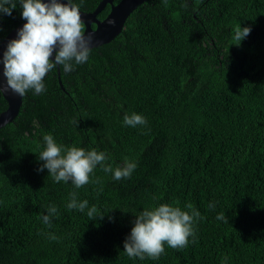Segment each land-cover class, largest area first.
<instances>
[{
    "label": "trees",
    "instance_id": "obj_1",
    "mask_svg": "<svg viewBox=\"0 0 264 264\" xmlns=\"http://www.w3.org/2000/svg\"><path fill=\"white\" fill-rule=\"evenodd\" d=\"M100 1L71 0L83 12ZM11 2L0 42L25 21ZM238 27L251 29L240 43ZM59 68L64 91L55 68L0 129V264H264V0H148L86 63ZM133 113L146 125H124ZM46 134L136 167L119 181L97 165L80 188L56 182L39 171ZM73 193L83 212L67 207ZM161 204H191L195 236L159 259L129 258L136 217Z\"/></svg>",
    "mask_w": 264,
    "mask_h": 264
},
{
    "label": "clouds",
    "instance_id": "obj_2",
    "mask_svg": "<svg viewBox=\"0 0 264 264\" xmlns=\"http://www.w3.org/2000/svg\"><path fill=\"white\" fill-rule=\"evenodd\" d=\"M21 7L22 19L27 22L18 31V39L8 43L2 63L7 88L23 97L30 90L34 94L44 93V78L57 66H62L63 71L69 73L74 70V64L86 63L90 56L92 37L85 36L80 8L71 0H67V3L59 0H22ZM14 9L16 4L11 0H0V13L11 16ZM250 31V28L238 27L233 38L240 43ZM123 123L136 127L146 125L147 121L142 115L133 113L125 115ZM43 140L46 147L38 158L44 163L39 171L47 169L56 182L71 181L76 188L90 182V174L97 165L104 172L112 173L116 181L129 178L136 167L134 163H126L124 167L113 169L111 164L106 163L108 156L104 152L85 151L77 147L65 148L51 134L44 135ZM67 207L83 212L88 207V202L85 200L78 203L73 193ZM186 207L191 212L170 204L144 210L136 217L131 233L124 242L127 256L156 260L165 253V244L172 249L187 247L189 237L195 236L194 224L202 217L191 204ZM56 212V207H49V215L42 217L43 222L50 224V218ZM96 212L95 206L88 209L90 220ZM217 219L225 220L226 217L221 214ZM50 239L56 240L57 237L52 235Z\"/></svg>",
    "mask_w": 264,
    "mask_h": 264
},
{
    "label": "water",
    "instance_id": "obj_3",
    "mask_svg": "<svg viewBox=\"0 0 264 264\" xmlns=\"http://www.w3.org/2000/svg\"><path fill=\"white\" fill-rule=\"evenodd\" d=\"M146 1L148 0H120L117 4H114V0H101L92 12H83L80 10L85 36L88 37L90 35L92 37L91 49L111 42L122 31L131 12ZM43 2H48V0H43ZM59 2L67 3V0H59ZM107 5L110 6L109 13L102 21H99L97 16ZM26 22L24 21L11 30L0 42V93L7 105L5 111L0 113V129L16 118L22 104V97L13 93L6 86V80L3 77L2 59L3 53L7 50L8 43L14 39H18L17 33ZM92 24H95L94 29L91 28ZM52 59L54 62V56ZM56 68L59 87L64 91L59 79L60 68L59 66Z\"/></svg>",
    "mask_w": 264,
    "mask_h": 264
},
{
    "label": "flooded vegetation",
    "instance_id": "obj_4",
    "mask_svg": "<svg viewBox=\"0 0 264 264\" xmlns=\"http://www.w3.org/2000/svg\"><path fill=\"white\" fill-rule=\"evenodd\" d=\"M119 1H120V0H114L113 3H114V4H117ZM107 6H108V8H109V10H110V6H109V5H107ZM107 6H106V7H107ZM106 7H105V8H106ZM105 8H104V9H105ZM109 10H108V12H107L104 16H100V14H99V15L97 16V19H98L99 21H102V20L107 16V14L109 13ZM103 11H104V10H103ZM101 13H102V12H101ZM91 28L94 29V28H95V24H92V25H91Z\"/></svg>",
    "mask_w": 264,
    "mask_h": 264
}]
</instances>
